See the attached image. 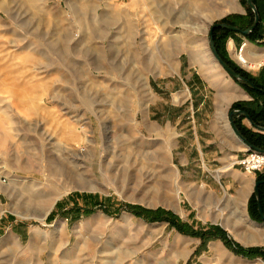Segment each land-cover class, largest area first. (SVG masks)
I'll use <instances>...</instances> for the list:
<instances>
[{
    "label": "rangeland",
    "instance_id": "374dc122",
    "mask_svg": "<svg viewBox=\"0 0 264 264\" xmlns=\"http://www.w3.org/2000/svg\"><path fill=\"white\" fill-rule=\"evenodd\" d=\"M205 2L228 10L210 20L192 19L185 0H0V264H264V244L238 238L264 233L253 222L255 191L248 212L238 205L235 227L226 228L227 187L184 180V111L193 112L191 91L184 103V68L225 69L211 27L247 26L254 13L246 0ZM217 39L235 67L263 78L264 64L247 67L236 55L249 58L248 47L261 53L264 39L223 31ZM225 71L262 119L264 95ZM145 84L150 100L139 101ZM71 168L77 185L65 174ZM250 175L259 180L264 171ZM145 188L157 189L161 202L129 199ZM203 191L214 203L196 204ZM215 244L233 260H219Z\"/></svg>",
    "mask_w": 264,
    "mask_h": 264
},
{
    "label": "crops",
    "instance_id": "0c3cea01",
    "mask_svg": "<svg viewBox=\"0 0 264 264\" xmlns=\"http://www.w3.org/2000/svg\"><path fill=\"white\" fill-rule=\"evenodd\" d=\"M252 48L248 47L249 59L256 60L257 54L255 49ZM215 66H209L216 70L214 74L205 71L202 74L200 71L201 67L199 69V66L196 65L193 68H184V71L188 70L186 74L184 72V103L188 101L187 91H191L190 98L193 105V112H190V110L184 111V116L187 120L186 124L184 123V180L187 182H202L207 186H210V183L226 186L227 190L225 189L221 194L218 191L224 200L223 212L226 215L222 219V223L226 228H234L238 205L242 209L241 214L248 212L250 196L255 191L256 182L260 180L252 177L250 175L252 173L236 167L237 160L242 152L250 147L238 136L233 127V122L237 127L239 124H244L249 128L246 131L252 138H257V136H253L251 131L257 134H264V130L258 128V126H264L256 124L250 116L254 113L257 114L259 109L257 103H252L253 99L250 98L248 92L230 78L225 69ZM166 74L168 72L165 74L157 73L159 76ZM263 80L264 77L261 81ZM261 93L264 95L262 91ZM237 101L250 103L248 104L249 107H242L239 110L246 111L255 125L251 123L248 117L242 114H234L232 116V111H229V109ZM208 104L210 107L212 104V112L206 110ZM200 123L202 126H200ZM247 141L255 147L248 139ZM190 153L196 155L197 159L195 161L191 158ZM241 175H243L242 178ZM235 183H237L239 191L232 193L231 187ZM194 197L196 198V204L202 203L208 206L211 201L214 203L213 196L206 194L205 191L203 193L197 192ZM258 213L260 215L259 208ZM253 216L255 217L253 222L260 227H264V220L261 215L258 217L253 214ZM259 233L260 238L258 237L259 234L254 237H243L238 234V238L245 245L257 246L264 244V233ZM213 252L219 260H233L232 258H234L232 254L228 256V253L218 244L213 247ZM244 264L252 263L244 262Z\"/></svg>",
    "mask_w": 264,
    "mask_h": 264
},
{
    "label": "trees",
    "instance_id": "16d2710c",
    "mask_svg": "<svg viewBox=\"0 0 264 264\" xmlns=\"http://www.w3.org/2000/svg\"><path fill=\"white\" fill-rule=\"evenodd\" d=\"M257 9H258V12L260 14V23L256 26V28L249 34L247 35V37L251 40V41H257V39H264V34H263V29H262V21L264 20V0H253ZM250 16H251V21L249 23V25L247 26H242L241 24H237V23H231V22H227V21H224V23H227V24H230V25H233V26H236L238 28H240L242 31L244 30H247L249 29L253 23H254V20H255V14L251 11L250 13ZM220 31H223L225 32L226 34H230V33H234L235 31H232V30H229V29H226V28H217L215 29V32H214V37H215V44H216V48L218 50V53L220 54V56L224 59V61L226 63H228L238 74H240L241 76H243L244 78H246L254 87H250L248 84H245L247 87H249L251 89L252 92H261L260 89H263L264 90V80L261 81L260 79H256L248 74H246L245 72H243L242 70H240L239 68L235 67L232 62L225 56L224 52L221 50V47L219 46V43H218V33ZM264 77V76H263ZM257 87V88H255ZM251 114V113H250ZM253 119V121L256 123V124H261L264 126V117L262 119H259V116H256L254 114H251L250 115ZM262 121V122H260ZM238 129L241 131V133L255 146L256 149L258 150H262L264 151V134H257V135H253V136H257V138H252L248 132L243 129L241 126L238 125ZM260 181L264 180V176H262L260 179ZM260 189V199H261V205H262V209L264 211V183L260 185L259 187ZM252 204L255 205L256 209L254 212V215L256 216H260L259 213H258V202H257V198H256V195L253 197L252 199ZM138 214L140 213L139 211H136ZM153 220H156V219H153ZM254 251H250V253H246V255H253Z\"/></svg>",
    "mask_w": 264,
    "mask_h": 264
},
{
    "label": "bare ground",
    "instance_id": "6f19581e",
    "mask_svg": "<svg viewBox=\"0 0 264 264\" xmlns=\"http://www.w3.org/2000/svg\"><path fill=\"white\" fill-rule=\"evenodd\" d=\"M185 3H186V6H192L194 8V14L192 16V19H198L197 17H199V19L202 17H206L207 19H214L215 17L217 16H221L222 14H224L225 12H227L228 8L227 9H222V8H219V7H208L207 3L205 2V0H185ZM230 9V8H229ZM166 17V16H165ZM168 20V19H167ZM182 20V19H181ZM184 22V20H183ZM188 23V22H187ZM129 32V35H131L130 31ZM182 38V37H181ZM92 39V38H91ZM185 42V41H184ZM166 48L169 47V42H166ZM187 43V42H186ZM92 43L90 41H88V43L86 44V47L87 49H85L84 53L88 54V52L90 51L91 49V46ZM187 48V47H186ZM190 49V48H189ZM256 51V54H257V59L256 60H251L249 59L244 53H238L236 55V59H238V61L247 66V67H258L260 65H263L264 64V51H262L260 53L259 50H255ZM174 53V49H173V52ZM171 55V54H170ZM87 56V55H86ZM197 56V55H196ZM197 62V61H196ZM144 67L143 69H145V71H151L153 69V66H152V63L147 61V58L145 57L144 58ZM145 88L147 90L144 91V94L142 96V98H139V101L141 100H145V101H149V96H150V92H149V87L148 85L145 84ZM146 91H148L147 93H145ZM180 98L182 97H178L176 100L178 101ZM153 128L150 129V131H152ZM51 139H48V141H50ZM160 160V159H159ZM72 164V163H71ZM78 166V165H75V167ZM72 169V173L69 171V174L68 173H65L66 171L65 170H62L61 171L65 174H67L68 176V179L70 181H68L70 184L72 185H77L79 182H77L75 179L76 177H74V174H76L75 176H79L77 175L76 171L74 170L75 168H71ZM117 170V169H116ZM74 172V173H73ZM148 174V173H146ZM146 177V176H145ZM181 187V186H180ZM148 188V186H147ZM157 188V187H156ZM146 189V188H145ZM144 190V188H143ZM144 195H142V197H137L134 196V195H131L129 196V199L131 200H138V201H145L146 202V199L147 197H151L152 201L151 203H147L148 205L150 206H156L158 203L161 202V195H160V192L157 190V189H146L143 193ZM144 196V198H143ZM146 196V197H145ZM245 244V243H244ZM240 264H244V263H240Z\"/></svg>",
    "mask_w": 264,
    "mask_h": 264
},
{
    "label": "water",
    "instance_id": "95a60500",
    "mask_svg": "<svg viewBox=\"0 0 264 264\" xmlns=\"http://www.w3.org/2000/svg\"><path fill=\"white\" fill-rule=\"evenodd\" d=\"M246 3L247 5L254 11L255 13V21L253 23V25L247 29V30H244L242 31L240 28L236 27V26H233V25H230V24H227V23H224V22H219V23H214L213 26L211 27L210 29V32H209V40H210V46H211V49H212V52L214 53L216 59L218 60V62L230 73L233 75L234 78L238 79V80H242V81H248L246 78H244L243 76H241L240 74H238L235 70H233L229 65L228 63H226L224 61V59L219 55L218 51H217V48H216V45H215V39H214V32H215V29L217 28H226V29H229V30H232V31H237V32H242L244 35H249L255 28L256 26L260 23V14L258 12V9L254 3L253 0H246ZM257 88V87H255ZM263 93H264V90L263 89H260ZM234 114H242L246 117H248L250 119V116L249 114L246 112V111H242V110H233L232 111V116ZM251 123L253 125H255V123L250 119ZM233 127L236 131V133L238 134V136L243 140L245 141L250 148H254L248 141L247 139L244 137V135L240 132V130L238 129V127L235 125V123L233 122ZM258 128L264 130V127H260L258 126ZM256 149V148H254ZM258 150V149H256ZM262 151V150H260ZM264 183V180L262 181H257L256 182V187H255V195H256V198H257V202H258V208H259V212H260V215L261 217L263 218L264 220V211L262 209V205H261V199H260V185Z\"/></svg>",
    "mask_w": 264,
    "mask_h": 264
},
{
    "label": "built area",
    "instance_id": "2783aa9c",
    "mask_svg": "<svg viewBox=\"0 0 264 264\" xmlns=\"http://www.w3.org/2000/svg\"><path fill=\"white\" fill-rule=\"evenodd\" d=\"M246 43H244L240 49L243 51ZM238 164L249 173L264 171V151L250 150L246 155L238 160Z\"/></svg>",
    "mask_w": 264,
    "mask_h": 264
}]
</instances>
